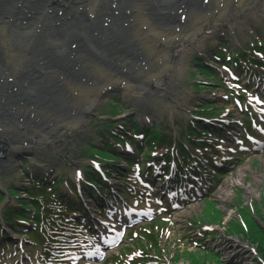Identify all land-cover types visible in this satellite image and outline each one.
Segmentation results:
<instances>
[{
  "label": "bare ground",
  "instance_id": "bare-ground-1",
  "mask_svg": "<svg viewBox=\"0 0 264 264\" xmlns=\"http://www.w3.org/2000/svg\"><path fill=\"white\" fill-rule=\"evenodd\" d=\"M165 2L177 19L156 21L151 10L158 14L156 7ZM78 8L94 18H77ZM263 9L264 0H0V150L9 155L27 142L60 151L58 145L82 132L99 97L113 86H121L129 105H153L169 89L178 90L190 52L201 51L206 35L244 18L257 20ZM31 21L34 31L20 34L16 23ZM94 27L109 35L94 31L88 37ZM243 171L214 194L219 202L230 201V188L243 182ZM254 180L246 199L260 198ZM235 241L227 244L230 252H246Z\"/></svg>",
  "mask_w": 264,
  "mask_h": 264
},
{
  "label": "rangeland",
  "instance_id": "rangeland-1",
  "mask_svg": "<svg viewBox=\"0 0 264 264\" xmlns=\"http://www.w3.org/2000/svg\"><path fill=\"white\" fill-rule=\"evenodd\" d=\"M261 7V6H260ZM55 8V7H54ZM58 9V8H57ZM260 17L257 20L248 21L247 18L236 23H229L227 25H221L216 27V35H207L205 43L201 44V51H191L188 58L189 64L184 67L183 73L180 76V86L177 91H167L166 96L159 99H154V104L149 106L129 105L125 96V92L121 90V86L113 88H107V92L102 94L99 98V103L93 112L92 117H89L82 132L74 135L68 140L66 145H58L60 151L56 149H49L48 152L42 149L40 145L37 148H33L32 145H28L27 142H20L19 145L23 149H19V152L14 151L15 147L7 156L6 165L4 161L0 162V192L2 195H6V190L13 188L19 189V184L22 180L19 175L18 165H22L24 161V167L30 174L35 177L43 173L44 168L50 169L56 179H64L69 181L74 171H78L82 178H86L85 165L88 164L87 160L83 157V152L89 145L102 147L104 140L108 138H99L97 133L99 130H103V127L110 125V123H116L115 125H122L123 122L137 123L140 126L146 125L149 129L153 125L161 128L165 135H172L173 137V149L174 156L176 153L180 158L181 151L183 149L186 155L192 158L195 153L196 157L201 159L204 163L207 161L209 153L201 152L195 149L197 147L195 142L184 144L183 147L178 141L177 135L180 130L188 132V126L195 127L198 131L199 123L191 122L193 119L194 111L199 109V106H204L209 103H214L216 99L217 91H214L212 78L203 75L198 71L197 63L198 58L202 61L208 59V54L217 50L219 44L226 45V51L231 55L236 54L239 51V47L244 49L250 44L252 40H255V33L264 35V9L260 10ZM17 21V20H16ZM249 24V25H248ZM36 23L31 21L29 25L21 27L16 23L18 32L21 34L32 33ZM248 25V26H247ZM214 37H220L216 40ZM224 39L222 40L221 38ZM202 37H197L196 40H200ZM264 39V37H261ZM229 42H228V40ZM197 59V60H195ZM165 74H162L163 77ZM218 73H217V75ZM220 78V77H219ZM197 83V84H196ZM119 88V89H118ZM133 92L130 89V93ZM116 121V122H114ZM191 122V123H190ZM113 126V127H114ZM213 125L208 126L210 129ZM118 129L112 136H120L123 132ZM79 132V131H78ZM176 135V136H174ZM194 139V138H192ZM110 142V139H109ZM141 147H144V142H141ZM31 147V149L27 148ZM27 149L31 150L33 155L22 158L19 160L15 158L21 153L27 152ZM193 150V151H192ZM14 151V152H13ZM195 151V152H194ZM165 152V150H164ZM156 152L152 155H155ZM202 153V155H201ZM138 155L137 152L134 153ZM141 155V154H139ZM141 160H145L142 156ZM83 158V159H81ZM127 158V156H125ZM264 158L248 157L239 160L232 171L228 174H224L225 171L213 170L208 164L205 166L208 169L203 170L200 178L204 193L193 195L191 198L198 200V204L195 207L189 205L186 211H191L189 216H184L182 222L179 224L175 221V217L172 216L171 226L163 233L158 232V241L156 246H149L144 241H141L143 245L147 247L150 254L144 258H152L157 264H264V259L258 256L257 251L264 252ZM124 159L119 162L118 167L125 168L123 166ZM179 162V160L177 161ZM194 165V163H192ZM244 169V176L242 183L238 184L235 188H230L229 194L232 195L230 201L219 202L214 194L222 187L224 182L231 176L236 175V170ZM215 175L211 178V175ZM253 176H258L257 181ZM252 188L255 191L260 190L262 199L251 198L246 199V186L248 183L253 182ZM251 181V182H249ZM81 186L86 188L82 183ZM9 199V198H8ZM13 208L10 201L4 199L0 204V209ZM247 211L250 213L252 222H245L246 218L242 217V214ZM11 212V211H10ZM13 212V211H12ZM211 212V213H210ZM211 215L216 220L209 221L202 220L203 216ZM232 213V214H231ZM218 219V220H217ZM191 220H195L199 223H193ZM214 222V223H212ZM243 226V231L238 225ZM247 227H245L244 225ZM3 222L0 218V233L3 229ZM207 226L210 231L203 229ZM196 226L199 228L197 229ZM256 228L259 230L255 233ZM6 230H10L6 228ZM77 231H84L83 228L76 229ZM34 231V230H33ZM154 232V231H153ZM80 233V232H77ZM196 234V235H194ZM194 235V236H192ZM14 241H21L25 246L29 242L25 234L15 232L13 235ZM238 241V242H236ZM229 241H235L242 248H245L246 252L232 251L228 248ZM195 242H203L206 251L199 252L198 247H195ZM13 243V242H12ZM134 244L136 242H133ZM139 245V243H138ZM2 245L3 255L1 262L3 264H11L14 262L13 252L15 248ZM121 251L120 253H122ZM229 252L232 255L231 259L226 257V253ZM234 255V257H233ZM42 254L39 255V259L42 260ZM43 263L34 259L32 264ZM45 264V263H44Z\"/></svg>",
  "mask_w": 264,
  "mask_h": 264
},
{
  "label": "trees",
  "instance_id": "trees-1",
  "mask_svg": "<svg viewBox=\"0 0 264 264\" xmlns=\"http://www.w3.org/2000/svg\"><path fill=\"white\" fill-rule=\"evenodd\" d=\"M257 254H258V256H260L262 259H264V252H263V251L258 250V251H257ZM255 264H258V263L255 262Z\"/></svg>",
  "mask_w": 264,
  "mask_h": 264
},
{
  "label": "water",
  "instance_id": "water-1",
  "mask_svg": "<svg viewBox=\"0 0 264 264\" xmlns=\"http://www.w3.org/2000/svg\"><path fill=\"white\" fill-rule=\"evenodd\" d=\"M27 154H32V152H31V151L25 152V154H24V155H27ZM21 157H22V156H20L18 159L22 160V158H21Z\"/></svg>",
  "mask_w": 264,
  "mask_h": 264
}]
</instances>
